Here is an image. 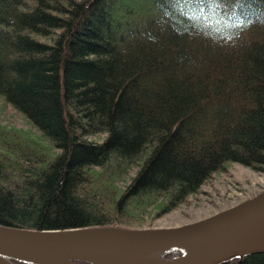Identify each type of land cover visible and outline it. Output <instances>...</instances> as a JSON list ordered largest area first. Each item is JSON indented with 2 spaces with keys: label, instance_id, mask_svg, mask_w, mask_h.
<instances>
[{
  "label": "trees",
  "instance_id": "16d2710c",
  "mask_svg": "<svg viewBox=\"0 0 264 264\" xmlns=\"http://www.w3.org/2000/svg\"><path fill=\"white\" fill-rule=\"evenodd\" d=\"M0 97L39 130L0 123V224L163 215L264 167V0H0Z\"/></svg>",
  "mask_w": 264,
  "mask_h": 264
},
{
  "label": "water",
  "instance_id": "95a60500",
  "mask_svg": "<svg viewBox=\"0 0 264 264\" xmlns=\"http://www.w3.org/2000/svg\"><path fill=\"white\" fill-rule=\"evenodd\" d=\"M254 253H264V189L174 226L33 229L0 224V264H16L11 258L31 264H221Z\"/></svg>",
  "mask_w": 264,
  "mask_h": 264
},
{
  "label": "rangeland",
  "instance_id": "374dc122",
  "mask_svg": "<svg viewBox=\"0 0 264 264\" xmlns=\"http://www.w3.org/2000/svg\"><path fill=\"white\" fill-rule=\"evenodd\" d=\"M0 123L8 127L17 126L25 130L24 132L29 136L39 135V130L2 97H0ZM1 133L4 132L1 131ZM90 137L98 140L102 139L104 134ZM263 189L264 167L256 170L242 163L229 161L222 169L214 172L197 192L189 195L187 200L174 210L163 215L146 213L143 219H134L130 223L123 221V224L130 228H145L188 223L251 198Z\"/></svg>",
  "mask_w": 264,
  "mask_h": 264
}]
</instances>
